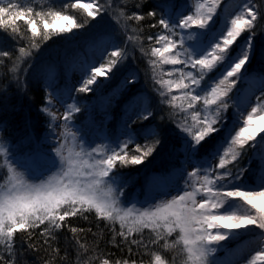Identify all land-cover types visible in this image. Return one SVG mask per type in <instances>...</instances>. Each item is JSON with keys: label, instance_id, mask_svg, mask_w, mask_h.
I'll return each mask as SVG.
<instances>
[{"label": "snow or ice", "instance_id": "1", "mask_svg": "<svg viewBox=\"0 0 264 264\" xmlns=\"http://www.w3.org/2000/svg\"><path fill=\"white\" fill-rule=\"evenodd\" d=\"M32 93L0 264H264V0H0V113Z\"/></svg>", "mask_w": 264, "mask_h": 264}, {"label": "trees", "instance_id": "2", "mask_svg": "<svg viewBox=\"0 0 264 264\" xmlns=\"http://www.w3.org/2000/svg\"><path fill=\"white\" fill-rule=\"evenodd\" d=\"M19 23L23 24V21H20ZM136 63L137 67L136 70L140 73V85L141 86H148L150 81L145 80V68H146V62L140 58L139 51H136ZM33 96H35V99L32 100L28 97H26L23 101L22 104L17 105V101L13 99L11 101L12 105H16L18 107V111L16 112H9V113H0V119H3L7 117L9 120H11L13 123L20 122L24 119V117L28 114L31 115V117L35 120L37 117V108L39 107L40 104V93H32ZM127 171V170H126ZM28 260V264H33V262H37L38 264V259L34 255H28L26 257Z\"/></svg>", "mask_w": 264, "mask_h": 264}, {"label": "rangeland", "instance_id": "3", "mask_svg": "<svg viewBox=\"0 0 264 264\" xmlns=\"http://www.w3.org/2000/svg\"><path fill=\"white\" fill-rule=\"evenodd\" d=\"M130 67L136 70L137 63H136L135 59L130 61Z\"/></svg>", "mask_w": 264, "mask_h": 264}]
</instances>
